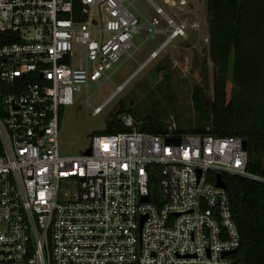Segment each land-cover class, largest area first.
I'll return each instance as SVG.
<instances>
[{"label":"built area","instance_id":"obj_1","mask_svg":"<svg viewBox=\"0 0 264 264\" xmlns=\"http://www.w3.org/2000/svg\"><path fill=\"white\" fill-rule=\"evenodd\" d=\"M127 1L0 0V34L16 36L0 43V264H233L241 234L218 175L264 184L241 137L180 134L174 116L148 133L124 112L126 130L94 134L90 155L60 152L63 108L110 80L135 35L166 36L139 70L188 37L186 21L157 6L141 22ZM153 165L162 205L142 200Z\"/></svg>","mask_w":264,"mask_h":264},{"label":"trees","instance_id":"obj_2","mask_svg":"<svg viewBox=\"0 0 264 264\" xmlns=\"http://www.w3.org/2000/svg\"><path fill=\"white\" fill-rule=\"evenodd\" d=\"M209 48L215 64L213 99L205 101L204 92L194 91L198 125L191 132L180 134H211L217 137H241L247 142L248 170L264 177V0H208ZM16 41V36L0 43ZM232 64L234 83L228 100L227 74ZM159 69H163L160 67ZM165 90L172 95L170 78L166 74ZM132 113L121 106L120 114ZM141 130L165 133L167 124L155 116L142 121ZM117 119L107 130L96 133L125 131ZM94 133V134H96ZM150 199L162 205L159 167H150ZM234 219L241 234V245L231 256L233 264H264V184L239 176L224 175Z\"/></svg>","mask_w":264,"mask_h":264},{"label":"rangeland","instance_id":"obj_3","mask_svg":"<svg viewBox=\"0 0 264 264\" xmlns=\"http://www.w3.org/2000/svg\"><path fill=\"white\" fill-rule=\"evenodd\" d=\"M128 0L127 6L141 22H152L160 18L157 6L175 21L188 23V37L178 38L166 47L157 59L139 70L140 65L157 50L166 36L149 34L134 36V44L138 51L124 54L115 65L116 71L110 80L101 85L93 84L78 92L75 103L63 108V118L59 136L60 152L63 156L82 155L91 145L92 136L96 132L107 130L110 122L119 119L121 106L134 110L138 119L143 121L148 116H155L167 124L170 116H174L181 129L191 132L198 125V113L194 105V91L200 88L204 92V100L213 99V76L215 64L209 48V16L208 0H186V5L170 0L173 5L166 7L161 0ZM162 22L158 28H164ZM147 37V38H146ZM162 67L163 69H159ZM170 78L172 95L165 90V75ZM228 100L231 97L234 83L232 81V64L227 74ZM124 85L123 90L116 88ZM113 96V97H112ZM112 97V98H111ZM112 100H111V99ZM103 111L94 115V109L106 102Z\"/></svg>","mask_w":264,"mask_h":264},{"label":"water","instance_id":"obj_4","mask_svg":"<svg viewBox=\"0 0 264 264\" xmlns=\"http://www.w3.org/2000/svg\"><path fill=\"white\" fill-rule=\"evenodd\" d=\"M169 142H172V143H176V144H179L180 143V139H169L168 140ZM244 148L247 149V142L244 141ZM87 155H90L91 154V148H89L86 152ZM218 187H223V188H227V185H226V182L224 181V178L221 174L218 175V179H217V184H216ZM149 197H143V201L145 202H148L149 201ZM236 251H234L233 253H235ZM231 253H227L226 255H229Z\"/></svg>","mask_w":264,"mask_h":264},{"label":"crops","instance_id":"obj_5","mask_svg":"<svg viewBox=\"0 0 264 264\" xmlns=\"http://www.w3.org/2000/svg\"><path fill=\"white\" fill-rule=\"evenodd\" d=\"M150 1H151L152 3H154L152 0H150ZM161 1L164 2V4L166 5L167 8H168V6H170V5H167V4H166V2H165L166 0H161ZM168 1H170V0H168ZM174 1H178V2H180L181 0H174ZM154 4H155V3H154Z\"/></svg>","mask_w":264,"mask_h":264},{"label":"bare ground","instance_id":"obj_6","mask_svg":"<svg viewBox=\"0 0 264 264\" xmlns=\"http://www.w3.org/2000/svg\"><path fill=\"white\" fill-rule=\"evenodd\" d=\"M121 90H123V88L121 87L117 92H120ZM112 100V99H111ZM105 107H106V105H105Z\"/></svg>","mask_w":264,"mask_h":264}]
</instances>
